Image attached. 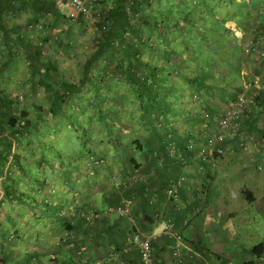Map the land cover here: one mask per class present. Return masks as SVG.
<instances>
[{"label":"crops","instance_id":"1","mask_svg":"<svg viewBox=\"0 0 264 264\" xmlns=\"http://www.w3.org/2000/svg\"><path fill=\"white\" fill-rule=\"evenodd\" d=\"M96 1L100 0H90L93 6ZM240 4L235 1L240 11L232 14L231 24L220 22L212 31L215 34L220 30L222 34L232 28L231 42L220 35L219 45L210 39L207 47L203 43L204 51L199 50L201 43H196L197 50L188 53L180 72L169 66L161 73L166 79L155 76L160 90L154 91L159 96H150L148 89L139 88L138 84L129 86L126 79L113 80L111 66L103 61L94 63L86 75L85 60L91 59L95 48L77 46L68 50L69 34L39 29L34 36L30 25L43 21L41 15L50 11L57 14L56 0H0V94L9 100L24 92L29 100L25 109L30 120H34L27 137L9 138L12 151L7 168L13 166L9 183L18 189L8 199L6 214L17 217L9 229L18 233L17 239L7 245L6 264H71L84 247L90 263L112 264L106 259L107 253L112 246L122 249L128 223L111 213L88 224L80 213L88 208L105 210L116 206L121 197H131L132 214L143 233H161L154 222L157 216L159 220L172 221L184 237L180 246L182 264H264V224L256 220V215L262 214L264 221V152L253 145L244 150L232 135L222 144L223 155L204 158L187 148L192 140L198 149L205 145L217 120L244 88L259 93L256 102L237 120V134L248 136L253 142L264 140V59L252 46L264 32V21L263 25L251 22L252 28L260 30V34L252 33L250 21L243 20ZM254 4L264 7L259 2ZM52 17V24L59 19ZM172 17L167 16L169 21ZM84 19L89 20L80 17L79 23ZM212 32L208 30L209 34ZM74 34L71 39L77 41L79 34ZM47 44H53L49 56ZM145 51L142 50L139 62L143 72L149 68L143 59L152 55V51ZM33 56L43 62L36 65ZM65 56L69 63H64ZM71 56L80 58L78 68ZM50 63L58 78L34 75L35 70L45 71L46 75ZM66 85L80 89L70 93ZM83 86H87V93ZM50 87H56L57 95ZM123 93L127 94L124 97H131L124 101L118 117L113 118L121 120L117 132L113 131L111 112L100 118L93 109L83 107L98 98L111 102L113 94L121 98ZM60 95L72 103L73 122L71 111L57 116L49 112L51 103ZM37 106L44 111L37 112ZM71 134L75 136V147H62L59 139ZM171 141L180 150L176 156L167 153L166 146ZM51 149L56 157L66 155L68 150L78 157L59 172L55 168L52 176L45 175L41 171L44 163L48 173L55 166L50 158H42L44 151ZM98 155L107 159L105 166L95 165ZM132 172L139 173L143 180L130 192H124L120 182ZM181 175L188 178L180 187V199L175 204L167 197L166 189L171 180ZM38 182L56 183L57 189H43ZM52 194H57L65 207ZM153 195L158 200L150 203ZM2 196L1 193L0 199ZM21 197L25 200L21 201ZM47 202L59 210L53 211V205L49 207ZM153 244L156 264H178L172 254L176 244L173 238L161 234ZM118 259L125 260V264H140L137 249L119 252Z\"/></svg>","mask_w":264,"mask_h":264},{"label":"trees","instance_id":"2","mask_svg":"<svg viewBox=\"0 0 264 264\" xmlns=\"http://www.w3.org/2000/svg\"><path fill=\"white\" fill-rule=\"evenodd\" d=\"M36 1L39 3L45 2V0ZM160 1L164 2L165 0ZM235 1L241 2L239 7L244 11L242 12L245 16L243 20L250 21L248 24L254 20L256 22L259 21V23L264 21V12L262 13V10H255L258 12L255 17L252 16L253 14H247L245 11L247 7L250 9H255V6L257 8L260 7L258 4H254L257 2L254 0H186L184 2V4H186L182 7L175 6L173 0H166L165 2L170 6L175 7L173 9L170 7V9L173 10V13L168 12V10H166V12L164 11L165 13L161 15L160 21L159 19H155L153 24H149V26L147 25L146 33L143 32V29H139L138 22L140 17H142L143 8L149 4L150 0H112L104 14L101 13V16L95 21V26L96 29L99 30V33L94 38L95 54L91 59L87 58L85 60L86 75L89 73L94 63L103 61L105 64L111 66L110 74L112 76L126 78V80L128 79L127 82L129 84L131 83L133 86L138 84L139 88H143L144 90L148 89L147 91L150 92V96H159L158 92L160 89H157L158 86L154 81L156 80L155 76L159 75L160 78L163 77L166 79L167 76H163L161 73L164 70H167L166 68L169 66L173 67V70L176 69V71L178 70L180 72L185 60L188 58V53L197 50V48H195L196 42H200L201 44L205 43V46L207 47L206 44L208 42L211 43L210 39H213V36L215 35L213 33L215 30L214 27L219 25L220 22L224 24L229 22V24H231L230 18L232 17V14H236V10L238 9V7H235ZM127 4H129L128 8ZM182 11H184V14H182ZM238 11L240 10L238 9ZM200 13H203L201 17L198 16ZM172 14L173 18L171 22L167 16H171ZM134 23H136L137 26H135ZM208 30L213 32L209 34ZM226 31H228V29H226ZM231 36L232 33L229 35L230 39H228V42H231ZM227 37L225 38L226 40ZM158 40L159 42H157ZM115 44L117 46H115ZM198 44L196 47H198ZM212 45L214 44H209V46ZM142 50H146L145 52L152 51L151 56L143 59L145 67L149 66L148 71L145 72L141 71L139 66V62L141 63ZM35 53L39 54L37 51H35ZM35 57L36 56H33L32 60L34 62L36 60V65L43 62L42 60H40L41 62L39 61L40 57L38 58L37 56V58L34 59ZM51 64L52 63L49 65L51 69L47 70L46 75L45 71L40 70L33 71L34 75H40L39 78H41V75L43 76L42 78H45V76L47 78H58V74L55 72ZM42 81L45 83L44 80ZM85 82L86 81H83V83ZM83 88L87 93V86H83ZM50 89L51 91H55L57 95L56 87H50ZM65 89L69 90L70 93H73L78 91L80 86L66 85ZM155 89H157L158 92L154 91ZM95 91L96 94H98L100 91L99 87L95 88ZM114 95L117 94H113L111 102H104V100L98 98L94 100L92 104L84 103L83 107L86 110L93 109L97 112L98 116L100 115V118L109 116L108 112H111L113 115L112 123L119 128L121 125L120 118L115 121H113V118L118 117L121 106L126 103L124 101L131 96H127L126 98L124 95L127 94L123 93V95H119L121 96V98L119 97L120 100ZM14 99H17V95L10 97L8 100L4 99L0 94V178H2L1 186L3 190V196L0 199L1 205L5 200L8 203V199H11L10 196L15 194L18 189L15 187L14 183H9L13 169V166L7 168L9 155L12 151V141L9 138L12 136L27 137V134L32 128V124L34 123V120H30L28 117V109H25V106H18ZM55 101L51 103L50 110L48 109L49 112H51L52 115L57 116L68 114L71 111L72 115L69 114V117L70 121L73 122L71 119L73 117L72 103L69 104L68 100H66L63 95H60ZM42 106H37L36 111L43 112L44 109ZM43 114L44 113H42V115ZM43 118L45 119L44 115ZM21 119L26 120L24 126H20ZM17 163L19 165L20 161ZM23 200H25V198L21 197V201ZM46 204H48L47 206L49 207H52L53 205L49 202ZM53 208V211L59 210V207L55 205H53ZM4 209L5 208L2 206L0 207V215H3V218H0V264H6L9 261V256L5 255L7 245L11 243L10 241L17 239L18 233L17 231L10 232L9 229L12 223L16 221L15 218L17 219V217L6 214L7 209ZM28 222H30L29 219H27V223Z\"/></svg>","mask_w":264,"mask_h":264},{"label":"built area","instance_id":"3","mask_svg":"<svg viewBox=\"0 0 264 264\" xmlns=\"http://www.w3.org/2000/svg\"><path fill=\"white\" fill-rule=\"evenodd\" d=\"M56 3L58 6L66 8L65 15L72 21L76 22L80 17H84L86 19H91L93 17V14L90 12L88 0H56ZM252 46L254 50L257 51L259 58L264 59V35H261L260 41L258 40L257 42H254ZM258 93L259 91L255 89L249 91L244 88L240 91L237 98L227 109L225 114L217 120L215 129L213 133L207 137L205 145L198 149V144L192 140L188 143L187 148L190 151L196 150L198 154L204 158L223 155L225 153V149L222 144L229 135H232L233 138H236L239 146L244 150H249L253 145L257 146L260 152H264V140L258 139L253 142L252 139H247L248 136L237 134V120L244 116L248 106H251L256 102V95ZM17 99L20 102H23L25 100L24 93H18ZM262 110L264 112V105L262 106ZM25 124L26 120L21 119L20 126H24ZM166 148L167 153L171 156H176L180 151L177 145L172 141L167 144ZM94 159L96 166H105L107 164V159L104 156H98ZM187 178L188 177L186 175H181L175 180H171L168 188L166 189V195L173 203L177 204L179 202V189ZM141 180H143V178L139 173L132 172L121 180L120 187L122 191L130 192ZM157 200L158 198L156 195L149 197L150 203H155ZM77 202L78 204L80 203L78 200ZM111 213H116L118 216L124 218L125 223H128L127 229L129 230L126 232L122 249L118 250L116 246H112L108 251L106 257L108 262H111L112 264H125V260L118 259V253L121 251L123 253H129L131 250L137 249L140 256V264H156L153 242L158 238V236L164 234L176 241L172 254L178 264L183 263L182 250L180 248L181 244L184 242L182 233L174 227L171 220H159V218H157L158 216L154 218V222L160 227L161 233H143L132 214L131 197H121L118 205L109 206L105 210L88 208L80 214L84 216L87 223L90 224L95 219L108 217ZM85 250V247L79 250V257L74 259L71 264H93L87 260Z\"/></svg>","mask_w":264,"mask_h":264},{"label":"rangeland","instance_id":"4","mask_svg":"<svg viewBox=\"0 0 264 264\" xmlns=\"http://www.w3.org/2000/svg\"><path fill=\"white\" fill-rule=\"evenodd\" d=\"M166 1V0H165ZM162 2L160 0H150L149 4H147V6H145L143 8V14H142V17H140V20L138 22L139 24V29H143L144 31L143 32H146L147 33V25L149 26V24H153L155 22V19H159L160 21V18H161V15H163L166 10H168V12H172L173 13V8H175L174 6H170L167 2ZM186 0H173V2H175V6H179V7H182L184 6V2ZM254 1H257L259 2V5H263L264 4V0H254ZM101 2H104L103 4H100ZM112 0H100V1H96L97 5L93 6L92 2H90V0H88V3H89V7H90V12L93 14V17L89 20H83V22L79 23L80 21H72L70 20L64 12H66V8L64 7H56L54 8L55 11H57V14L53 13L52 11H50L49 13H46L45 15H41L43 17V21L39 22V23H33L31 24L30 26V29L33 33H34V36H36V33L39 31V29L43 30L46 29L50 32H53L55 34L57 33H66V34H69L70 37H67L68 41H66V45L67 47L69 48L68 50H72L71 49V46L72 48H76L77 46H80L81 48L83 49H86V50H92L95 48V44H94V38L95 36L99 33L96 29V26H94V22L97 20V18H99L101 16V13L104 14V12L107 10L108 8V5L109 3H111ZM192 4V3H191ZM128 5L127 4V8H128ZM170 7H172V9H170ZM60 8V9H59ZM255 9H250L249 7H247L245 9L246 13L248 14H253L252 16H257V11L260 9L262 10V13L264 12V7H259L257 8L256 6L254 7ZM258 9V10H257ZM257 10V11H255ZM165 11V12H164ZM244 12V11H243ZM256 12V14H255ZM182 14H184V11H182ZM53 15H56L58 19L57 22L55 23H51V20H53L54 18L52 17ZM170 15V14H168ZM203 15V13H200L198 14L199 17H201ZM173 16V14L171 15V17ZM251 16V17H252ZM82 18V17H81ZM173 18V17H172ZM253 19V18H252ZM41 20V19H40ZM172 21V20H171ZM254 22V21H252ZM135 26H137L136 23H134ZM160 24V23H159ZM254 24L256 25L257 23L254 22ZM251 25V23H250ZM252 28V26H251ZM62 29V31H61ZM232 28L229 27L228 31L223 30L222 34H221V31L220 30H217L215 32V35L213 36V41H215L216 45H219V41H221V39H219V36L222 35L224 36V38L227 37V41L229 38V35L232 33ZM260 30H255L254 28L251 29V32L252 33H258L260 34L259 32ZM78 35L79 34V38L77 39V41H75V39H71V35L74 36L75 33ZM149 32V31H148ZM261 35H264V32H262L260 34ZM226 36V37H225ZM260 36L258 37L259 41H260ZM256 39V38H255ZM257 42V41H255ZM196 43H199V42H196ZM53 45V44H52ZM52 45L50 44H47L45 46V50H46V55L49 56L50 53H51V50H49V48H52ZM115 46H117L115 44ZM204 44H201V47L199 48V50H206L204 48ZM67 50V51H68ZM64 55H68V54H65ZM63 56V55H62ZM64 58V63H69L70 60H68L69 57H66ZM71 57H74V64L77 66V68L79 67V64L81 62L80 58H78V56H71ZM51 59H54L53 56L50 57ZM80 73V72H79ZM113 80H120V79H126V78H122L120 76H112ZM128 80V79H127ZM131 86V85H129ZM88 89V88H87ZM20 93V92H18ZM17 93V94H18ZM16 94V95H17ZM15 96V95H14ZM14 96H11V97H14ZM15 102L18 104V106H26L27 103L29 102L28 100V97L26 96V99L23 101V102H20L18 101L17 99H14ZM116 104V103H115ZM45 104H43V107H44ZM117 105V104H116ZM73 108V106H71ZM117 107V106H116ZM25 108V107H24ZM45 109V108H43ZM29 117V115H28ZM113 131H118L119 128L113 124ZM75 136L74 134H71L70 136H63L62 138L59 139V143L62 145V147L64 148H67V147H72L74 148V142H75ZM68 150V149H67ZM68 153L64 156H61V157H56L55 154H54V150L51 149L49 151H44L43 155H42V158L45 157L46 161L49 160V158L51 159V162L53 163V165H55L54 167L52 165H48V166H52L50 170L52 171H49V173L47 171H45L46 169H49L48 167L46 168L45 163L43 166H41V171L43 172L44 171V174L45 175H51L52 173L55 172V168L57 169V171L59 172L60 168H63L64 169V165L68 164L67 166H69V162L71 163L73 161V158L75 157H78V155H74L73 151H67ZM67 158V160L65 161L64 158ZM56 158V159H55ZM57 166V167H56ZM65 171L62 172V176H64V179H65ZM55 174V173H54ZM64 174V175H63ZM52 176V175H51ZM68 176V175H67ZM38 185L43 188V189H49L50 191H53L55 190L56 191V187L58 184L56 183H51V184H47V185H44V183H40L38 182ZM52 188V189H51ZM0 192L2 193L3 190H2V186H1V181H0ZM0 193V194H1ZM54 197L53 199L58 201L60 204H61V207H65L66 203H64V201H62L61 199H57L58 198V195L57 194H52ZM7 201L5 200L4 203L1 205L0 204V207L2 206L3 208H5L4 210L7 209ZM3 215L1 214L0 215V218L2 219ZM256 220L257 222L261 223V224H264V221H263V216L262 214H259V215H256ZM7 224V222H6Z\"/></svg>","mask_w":264,"mask_h":264}]
</instances>
